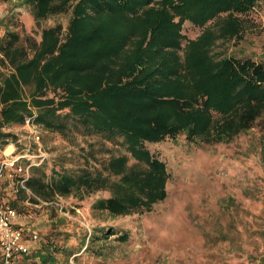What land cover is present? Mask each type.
<instances>
[{
  "label": "trees",
  "instance_id": "16d2710c",
  "mask_svg": "<svg viewBox=\"0 0 264 264\" xmlns=\"http://www.w3.org/2000/svg\"><path fill=\"white\" fill-rule=\"evenodd\" d=\"M18 1L30 9L35 32L21 41L14 13L0 18V60L10 65L0 83V146L17 138L6 125L30 117L70 141L77 131L110 143L121 138L134 161L112 155L98 166L93 146L83 144L80 155H91L84 167L32 166L27 186L45 201L70 199L62 206L67 211L88 204L91 230L61 215L41 234L24 224L37 238L28 235V251L14 264H69L82 253L114 264L110 242H126L134 215L152 212L168 196L170 171L150 145L180 134L228 142L264 117V60L214 52L220 41L241 36L243 15L264 0ZM62 13L66 22L44 25ZM186 27L201 32L189 37ZM258 153L264 160V142ZM21 176L0 181L15 208L19 196H29ZM7 184L16 189L8 199ZM225 206L232 210L233 203ZM23 219L18 211L20 225ZM201 226L212 242L230 235L222 222ZM226 256V264H241L244 254L231 248Z\"/></svg>",
  "mask_w": 264,
  "mask_h": 264
},
{
  "label": "rangeland",
  "instance_id": "374dc122",
  "mask_svg": "<svg viewBox=\"0 0 264 264\" xmlns=\"http://www.w3.org/2000/svg\"><path fill=\"white\" fill-rule=\"evenodd\" d=\"M11 13H14L18 24L15 29L20 30L21 41L25 34L35 32L34 20L27 6L18 0H0V18ZM243 18L241 36L220 41L214 52L264 60V1L244 14ZM66 20L67 13H62L44 22V25ZM2 30L3 27L0 33ZM188 31L186 27L185 32ZM200 32V27H194L188 35L195 37ZM9 71L10 65L0 60V83L2 76ZM218 117L219 114L215 113L214 118ZM33 124L40 129L39 141L32 132L34 125L27 124L26 120L5 126L17 134L8 151H29L35 161L47 162L48 168L55 163L70 168L86 166L84 158L88 154L80 155L83 144L93 146L94 156H89L98 166L112 155L127 154L130 162L134 161L125 145L120 143L121 138L117 143H110L100 134L84 137L77 131L70 141L37 122ZM263 142L264 117H260L248 132H241L228 142H208L202 136L188 139L180 134L167 138L164 143L150 145L156 155L166 161L170 171L168 196L152 212L134 215L133 225H125L130 228L126 242H110L114 251L110 252L109 263L175 264L179 257L180 264H226V254L231 248H237L244 254L241 264L264 263V160L258 153ZM26 162V159L22 160V163ZM4 188L7 199L15 194L16 189L12 190L11 185L7 184ZM241 194L243 197L238 201L231 200L232 196ZM28 195L26 200L22 199L26 194L19 196L17 201L16 209L24 217L19 220L22 225L26 224L40 234L42 231L49 232L52 217L61 215L91 230L88 204L83 208L75 207V211H67L62 206L69 204L70 199L43 202L45 200L40 201L30 193ZM227 202L233 203L232 210L226 208ZM54 205L58 209L53 208ZM219 222L229 226V237H219L217 242L205 239L201 223L205 227H217ZM250 255L256 259L252 260ZM79 256L81 260L78 261L71 255L69 264H97L94 257L88 259L85 253Z\"/></svg>",
  "mask_w": 264,
  "mask_h": 264
},
{
  "label": "built area",
  "instance_id": "2783aa9c",
  "mask_svg": "<svg viewBox=\"0 0 264 264\" xmlns=\"http://www.w3.org/2000/svg\"><path fill=\"white\" fill-rule=\"evenodd\" d=\"M26 123L34 125L32 132L36 141H39L41 138L40 129L33 124L30 117L26 118ZM10 144L8 146H11ZM8 146L6 148L0 146V181L6 176L12 177L15 173H20L22 176L18 180L19 186L37 197L38 200L43 201L27 186L32 166L40 164L41 161H35L34 155H31L29 151L19 153L15 149L8 151ZM23 159H26L27 162L22 163ZM28 235L26 228L18 222V210L5 201L3 190L0 187V249L2 252L0 264H14L18 253L28 251L26 240L29 236L37 238V234L32 232Z\"/></svg>",
  "mask_w": 264,
  "mask_h": 264
}]
</instances>
